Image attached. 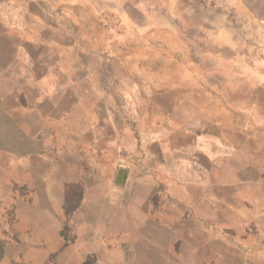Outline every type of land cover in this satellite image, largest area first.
Instances as JSON below:
<instances>
[{
	"label": "rangeland",
	"instance_id": "1",
	"mask_svg": "<svg viewBox=\"0 0 264 264\" xmlns=\"http://www.w3.org/2000/svg\"><path fill=\"white\" fill-rule=\"evenodd\" d=\"M5 28L0 18V264H82L88 255L96 264H264V214L247 201L235 212L209 202L215 187L200 181L197 153L178 182L168 173L187 166L173 150H155L153 172L154 150L120 160L107 149L104 135L120 134L104 132L97 114L85 125L90 102L75 116H49L60 95L103 92L107 66L66 56L72 68H58L57 54ZM120 165L130 172L122 188L103 180Z\"/></svg>",
	"mask_w": 264,
	"mask_h": 264
},
{
	"label": "crops",
	"instance_id": "2",
	"mask_svg": "<svg viewBox=\"0 0 264 264\" xmlns=\"http://www.w3.org/2000/svg\"><path fill=\"white\" fill-rule=\"evenodd\" d=\"M0 18L3 33L57 54L58 68L87 56L111 70L103 92L60 95L49 116L90 102L85 125L97 114L104 132L119 133L103 143L120 160L154 150V172L155 150H173L187 170L168 175L183 182L193 151L200 181L214 183L209 202L235 212L247 201L264 214V0H0ZM129 178L122 165L103 176L118 188Z\"/></svg>",
	"mask_w": 264,
	"mask_h": 264
},
{
	"label": "water",
	"instance_id": "3",
	"mask_svg": "<svg viewBox=\"0 0 264 264\" xmlns=\"http://www.w3.org/2000/svg\"><path fill=\"white\" fill-rule=\"evenodd\" d=\"M124 181H125V170L122 169L118 173L117 183L118 184H122V183H124Z\"/></svg>",
	"mask_w": 264,
	"mask_h": 264
},
{
	"label": "trees",
	"instance_id": "4",
	"mask_svg": "<svg viewBox=\"0 0 264 264\" xmlns=\"http://www.w3.org/2000/svg\"><path fill=\"white\" fill-rule=\"evenodd\" d=\"M82 264H96L95 259L88 257Z\"/></svg>",
	"mask_w": 264,
	"mask_h": 264
}]
</instances>
